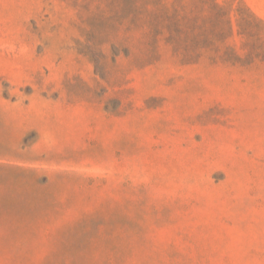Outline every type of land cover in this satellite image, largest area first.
<instances>
[{
    "label": "rangeland",
    "instance_id": "374dc122",
    "mask_svg": "<svg viewBox=\"0 0 264 264\" xmlns=\"http://www.w3.org/2000/svg\"><path fill=\"white\" fill-rule=\"evenodd\" d=\"M0 264H264V0H0Z\"/></svg>",
    "mask_w": 264,
    "mask_h": 264
}]
</instances>
